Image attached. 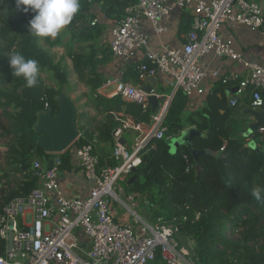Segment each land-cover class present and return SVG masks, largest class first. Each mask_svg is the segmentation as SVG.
Returning <instances> with one entry per match:
<instances>
[{
	"label": "trees",
	"instance_id": "trees-1",
	"mask_svg": "<svg viewBox=\"0 0 264 264\" xmlns=\"http://www.w3.org/2000/svg\"><path fill=\"white\" fill-rule=\"evenodd\" d=\"M136 2L79 0L80 9L71 23L51 39L31 33L29 20L35 13L18 10L16 0H0V140L7 147L0 170L6 179L17 173L23 175L18 181L10 179L12 189L4 204L27 197L37 187L38 180L31 170L33 159L47 164L53 157L38 146L41 134L33 130L39 112L50 108L56 114L55 98L68 80L66 68L54 61L51 49L66 48L77 80L87 91L88 102L102 116L94 135L79 126L84 114H78L79 137L72 146L93 145L97 153L94 146L97 142L113 151V132L122 130L127 118L134 124H150L149 112L120 95L106 98L98 94L106 83L99 69L110 58L109 48L100 45L105 23L118 24L125 9ZM96 18L98 23L91 26ZM182 24L189 26V22ZM261 29L264 30V24ZM75 46L77 52H73ZM13 52L38 61L36 87H25L24 79L12 74L9 56ZM137 67L138 64H133L127 70L136 84L139 83ZM43 75L56 86L46 84ZM121 80L124 82L125 76ZM219 93H222L221 84L207 95L203 108L187 112V99L177 92L169 104L164 125L170 139L194 127L204 134L193 139L195 150L219 153L224 147L221 156H200V173L196 175L187 149L180 148L171 155L165 139L151 140L140 154L136 180L130 186L126 184L127 190L144 196L143 204L148 200L150 206L157 205V209L151 210L152 216L163 217L169 223L176 219L179 234L192 242L194 264H264V202H257L251 195L254 187L264 188V150L244 147L247 123L236 125L230 119L232 109L224 98L217 96ZM70 148L55 155L60 162L59 171L70 168ZM100 162L112 165L111 159ZM228 229L231 234L238 232L239 239L225 237ZM4 248L5 242L0 239V255Z\"/></svg>",
	"mask_w": 264,
	"mask_h": 264
},
{
	"label": "built area",
	"instance_id": "built-area-1",
	"mask_svg": "<svg viewBox=\"0 0 264 264\" xmlns=\"http://www.w3.org/2000/svg\"><path fill=\"white\" fill-rule=\"evenodd\" d=\"M174 8L190 11L191 28L179 48L154 49L141 22L149 23L155 35H162L166 30L161 23ZM98 21L96 18L90 25L95 26ZM263 24L264 13L256 0H138L127 7L123 18L109 31L108 48L121 77L127 68L138 64L139 83L106 80L103 88L115 84L114 95L149 112L150 124L129 125L126 120L122 130L113 132L112 165L100 162L93 145L73 146L70 160L72 157L77 161L89 187L83 199L63 195L57 158L51 169H47L46 162L33 159L31 170L38 180L37 187L27 197L4 204L12 189L10 179H20L21 175L17 173L6 179L0 170V239L5 242L0 264H194L175 238L179 233L176 219L170 223L161 218L150 222L137 213L136 196L126 195L117 188V182L138 168L140 154L151 140L169 142L164 121L177 92L187 100L212 92L204 82L208 76L219 78V74L198 66L204 56L212 54L242 65L247 73L244 78L236 75L227 78L229 82H237L229 106L236 107L241 99L248 98L249 108L264 116V67L244 62L220 34L226 25H239L253 32ZM145 77H153L157 83L158 77L164 78L170 93L161 95L155 88L151 94L145 93L141 89ZM150 95L162 101L154 115L148 103ZM127 129L140 134L131 147L119 144L122 132ZM256 134L262 135L263 130ZM255 136L248 142L256 140ZM1 147L0 166L2 155L7 152L6 146ZM223 150L224 147L220 152ZM145 203L149 205L148 200ZM116 205L130 217L128 223H118L115 219L112 206ZM9 232L12 240L11 248L7 249ZM79 234L88 243L87 247L82 246L84 242Z\"/></svg>",
	"mask_w": 264,
	"mask_h": 264
},
{
	"label": "crops",
	"instance_id": "crops-1",
	"mask_svg": "<svg viewBox=\"0 0 264 264\" xmlns=\"http://www.w3.org/2000/svg\"><path fill=\"white\" fill-rule=\"evenodd\" d=\"M256 1L259 3L264 13V0H256ZM191 20L192 19L189 10L181 11L179 9L174 8L161 23L166 30L164 34L155 35L152 27L149 25V23H147L144 20L141 22V27L143 32L148 36L150 44L154 49H160L161 46H169L170 48H179L183 44L184 37L191 28ZM187 22H189V26L186 28L185 25H183L182 23H187ZM105 25L106 28L100 39V45L103 46L104 48L108 47V43L110 40L109 31L111 30V28L116 26V23L106 22ZM181 25L184 26L185 28L182 27ZM220 34L223 40L227 42L236 52L240 54V57L244 62L255 63L259 66L264 67V30L263 29L260 28L259 30L252 32L239 25L237 26L226 25L222 27ZM198 66L203 70H205L206 72H212V71L218 72L219 78L213 79L210 76H208L204 83L207 87V90L209 86L213 90L215 86L221 84L222 93H219L217 96L219 98H224L227 102V106L232 109V114L230 116V119L233 120L236 125H242L243 122L246 123L252 122L253 120L251 119V117L245 114L246 111L250 109L248 98L241 99L236 107L229 106V100L234 97L237 88V82H229L227 81V78H229L230 75H236L238 78H244L247 75L244 67L242 65L230 62L228 60L218 59L214 57L212 54L202 57L199 60ZM128 69L129 68L126 69L123 75L125 76L124 82L130 85H137L138 83L137 84L133 83L132 78H129L130 74L129 71H127ZM99 71L108 81L114 82L116 80L122 79L123 77L120 76L119 70L116 67V65L112 62L111 58H109V63L101 67ZM158 81L159 82L155 87V90L157 91L158 94L165 95L164 92L169 90V88L165 84L167 80L158 77ZM79 84L82 85L80 82ZM144 84L147 86L149 85L147 83H143V85ZM111 86H113L114 89H112L109 92H106L107 88L101 87L98 90V94L106 98H112L115 92V84H112ZM84 91H86L85 88ZM206 97L207 95L194 96L192 99L187 100L185 107L186 111L196 112L201 108H203L205 105ZM80 100H79L80 105H83L86 108H83V110L80 111V113L84 114V117L81 120L79 126L84 127L90 133L96 135V128L98 127L99 122L102 120V116L94 108L92 103L88 102L86 93L84 97ZM245 100H247L248 102L247 104L245 103ZM76 107H77V115H78L80 114L79 108L77 105ZM247 116L248 118L246 119ZM132 123L133 121L127 118V124L131 125ZM256 133L257 131L254 133V135ZM139 137H140L139 133L133 131L132 129H127L125 132H122L120 141L124 142L126 147H131L139 139ZM244 137L247 138L244 144V147H246L247 142L251 137L248 136H244ZM255 138L258 139L259 136H257L256 134ZM253 141H255L256 143L255 146L256 148H258V150L261 149L264 150L263 143L259 142L258 140H253ZM94 146L97 154L99 155L100 159L103 160V162L110 160L112 154L111 148L97 142L94 143ZM73 150L74 147L71 146L70 153L73 152ZM2 156L4 157V154ZM56 158L57 157L53 155V157L49 161H53ZM58 177H59V183L61 186L62 193L66 198L83 199L87 196L89 190L88 184L86 183L82 172L78 168L77 161L72 157L70 160V168L63 171H59ZM22 178L23 175H21L20 179H13V180L18 181L21 180ZM130 194L136 196L137 205L139 201L143 203L144 196L132 191H130ZM149 207L151 208L150 205ZM113 215L118 222H121L123 224L128 223L130 221V217L125 212H122V210H120L119 208L114 209ZM146 217L150 220V222H155L158 219H160V218H156L155 216H152L151 210L149 216ZM79 236L81 241L84 242V238L82 234H79ZM82 246L87 247L88 243L85 241Z\"/></svg>",
	"mask_w": 264,
	"mask_h": 264
},
{
	"label": "water",
	"instance_id": "water-1",
	"mask_svg": "<svg viewBox=\"0 0 264 264\" xmlns=\"http://www.w3.org/2000/svg\"><path fill=\"white\" fill-rule=\"evenodd\" d=\"M143 83L149 84L148 86L145 84H142L141 86V89L147 94H151V90L158 84L157 80L153 77H145ZM55 102L57 105L56 114H53L50 108L39 112L36 116V123L33 126V130L37 134H41L37 144L44 151V153L58 155L64 153L78 139L79 130L76 122L77 107L72 99L61 89L58 96L55 98ZM148 103L151 108L150 112L154 115L159 109L160 100H158L156 96L150 95ZM245 114L249 115L253 120L252 122L247 123V132L245 136L250 137L256 131L263 130V134L259 136L258 141L264 144V116L252 109H248ZM195 137H204V134L197 132L194 127L186 128L178 136L171 138L168 145L169 154L171 155H175L180 148L187 149L195 165V174L198 175L200 173L198 158L206 155L219 158L221 156V152L215 153L210 150H195L193 145V139ZM119 144L125 146L124 142H121L120 140ZM255 145V141H250L246 145V148L251 150L256 149V151H259ZM55 161L56 159L49 161L47 163V169H51ZM136 173L137 169L131 170V176L127 181L128 186L132 185L136 180ZM175 238L179 242L180 246L187 251L188 259L193 262V248L188 239L179 233L175 235ZM11 240L12 237L9 232L6 238L7 249L11 248Z\"/></svg>",
	"mask_w": 264,
	"mask_h": 264
},
{
	"label": "clouds",
	"instance_id": "clouds-1",
	"mask_svg": "<svg viewBox=\"0 0 264 264\" xmlns=\"http://www.w3.org/2000/svg\"><path fill=\"white\" fill-rule=\"evenodd\" d=\"M16 8L26 13L29 10L35 13L29 20L33 35L55 38L61 28L71 23L80 9V3L79 0H16ZM9 65L14 77L24 79L25 87L37 86V76L40 71L38 61L26 59L21 53L13 52L9 56ZM251 195L257 202H264V188L254 187Z\"/></svg>",
	"mask_w": 264,
	"mask_h": 264
},
{
	"label": "rangeland",
	"instance_id": "rangeland-1",
	"mask_svg": "<svg viewBox=\"0 0 264 264\" xmlns=\"http://www.w3.org/2000/svg\"><path fill=\"white\" fill-rule=\"evenodd\" d=\"M63 28L61 29V31L59 33H61L63 31ZM51 39H53V38L51 37ZM66 42L67 41L65 39L64 43H66ZM40 44H41V46L46 48V45L44 44L43 41H40ZM77 50L78 49L75 46L74 49H73V52H77ZM50 52H51V55H52L54 61L55 62H61V64L66 68V70L68 72V80L65 83V86L62 88V90H63L64 93H66L72 99V101L75 103V105L78 106L79 113H80V111L83 110V108H86L83 105H80V103H79V100L84 97L86 91H84L85 87L80 85L79 81L77 80L76 74L74 73V70H73V67H72V62H71V60L69 59V57L67 55L66 48L65 47H58V48L51 49ZM43 78H44L46 84L52 85L54 87L56 86L55 84H53L52 82L47 80V76L46 75H43ZM112 89H114L113 86L108 87L106 89V92H109ZM164 93H165V95H167V94L170 93V90L165 91ZM161 102L162 101H160V103ZM4 144L5 143L2 140H0V151H2V147L1 146H6ZM129 177L130 176L123 177L121 180H119L117 182V188H119L121 191L123 190L126 195H131L130 191L127 190V186H126V183H127V180L129 179ZM136 205H137V203H136ZM118 208H119V206H117V205L115 206V208L112 207V214L114 212V209H118ZM152 209H157V205L156 204H152L151 208H150L148 203H145L143 205V203H141V201H139L138 205H137V208H136V211H137L138 214H140L142 216H145V215L149 216L150 210H152ZM122 212H124V211L122 210ZM156 218H158V217H156ZM161 219H163V217ZM27 220L29 222V218ZM118 223H121V222H118ZM224 235H225V237L232 238L233 240H238L239 239V233L238 232H233L231 234L229 229L225 232ZM190 244L192 246V242H190Z\"/></svg>",
	"mask_w": 264,
	"mask_h": 264
}]
</instances>
